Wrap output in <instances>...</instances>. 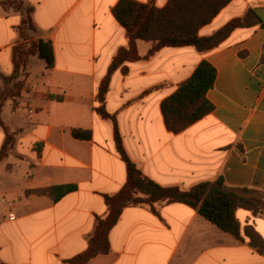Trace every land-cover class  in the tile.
Listing matches in <instances>:
<instances>
[{"label": "crops", "instance_id": "obj_1", "mask_svg": "<svg viewBox=\"0 0 264 264\" xmlns=\"http://www.w3.org/2000/svg\"><path fill=\"white\" fill-rule=\"evenodd\" d=\"M23 1L34 8L35 37L52 42L55 62L47 69L32 57L21 95L9 99L0 114L16 133L0 160V261L68 264L88 249L96 216L107 214L104 195L127 182L114 126L96 108L102 82L130 38L114 14L120 0ZM168 2L155 0V5ZM251 7H264V0H231L199 35H212ZM21 19L0 5V74L5 76L14 72ZM151 46L137 41L142 57ZM202 60L217 69L207 94L214 110L181 132L170 131L162 102ZM105 108L117 116L130 158L156 183L189 189L222 177L230 187L264 192V25L237 28L206 53L168 46L125 62L111 74ZM75 128L90 130L92 138H75ZM5 140L0 126V152ZM60 185L76 190L57 200L34 192ZM2 197L15 201L14 208ZM236 217L240 238L183 203L162 204L159 215L127 207L109 233L110 254L90 264H264V252L247 234L252 229L264 239V215L238 208Z\"/></svg>", "mask_w": 264, "mask_h": 264}, {"label": "trees", "instance_id": "obj_2", "mask_svg": "<svg viewBox=\"0 0 264 264\" xmlns=\"http://www.w3.org/2000/svg\"><path fill=\"white\" fill-rule=\"evenodd\" d=\"M231 0H169L165 7L159 8L155 0L148 3L136 0H120L114 8V14L126 29L130 46L121 48L104 78L98 95L101 106L97 112L114 126L118 152L127 165V182L115 194L104 195L108 212L105 216H96L95 230L89 239V247L83 253L67 260L68 264H90L100 255L111 252L109 233L118 223L127 207H146L159 215L162 204L183 203L199 212L204 218L225 232L240 238V223L236 217L238 208L252 210L264 215V192L247 187H230L222 177L215 181L200 182L189 189L180 186H162L148 178L130 158L123 144L117 116L105 108V96L109 88L111 74L127 61L149 58L164 47L193 46L200 53H206L218 47L237 28L251 27L264 22L251 7L243 16L229 21L225 26L209 36H200V29L209 24ZM5 11L14 10L21 14V23L16 26L18 40L13 49L14 72L11 76L0 74L4 87L0 89V114L9 99L19 97L25 87V76L32 57L37 56L47 69L54 67L55 57L51 41L36 38L37 28L33 20L34 8L25 5L23 0H0ZM152 44L145 57L140 56L137 41ZM126 70V69H124ZM217 69L207 60H202L194 73L180 83L176 91L162 102V112L170 131L181 132L214 110V104L208 99V92L214 87ZM0 126L6 132V140L0 160L5 158L12 148L15 134L0 118ZM75 138L90 140V130L73 129ZM76 190L75 185H60L37 189V194L54 195L59 199ZM251 245L264 252V239L254 230L248 229ZM112 261V258H110ZM0 264H4L0 261Z\"/></svg>", "mask_w": 264, "mask_h": 264}, {"label": "built area", "instance_id": "obj_3", "mask_svg": "<svg viewBox=\"0 0 264 264\" xmlns=\"http://www.w3.org/2000/svg\"><path fill=\"white\" fill-rule=\"evenodd\" d=\"M2 202L6 205V207L8 208V209H13L14 208V206H15V201H12V200H8V199H6V198H3L2 199ZM10 218L11 219H13L14 218V215L11 213L10 214Z\"/></svg>", "mask_w": 264, "mask_h": 264}, {"label": "water", "instance_id": "obj_4", "mask_svg": "<svg viewBox=\"0 0 264 264\" xmlns=\"http://www.w3.org/2000/svg\"><path fill=\"white\" fill-rule=\"evenodd\" d=\"M256 13L261 18V20L264 22V7L256 8Z\"/></svg>", "mask_w": 264, "mask_h": 264}, {"label": "rangeland", "instance_id": "obj_5", "mask_svg": "<svg viewBox=\"0 0 264 264\" xmlns=\"http://www.w3.org/2000/svg\"><path fill=\"white\" fill-rule=\"evenodd\" d=\"M3 198V197H2ZM5 198V197H4Z\"/></svg>", "mask_w": 264, "mask_h": 264}]
</instances>
